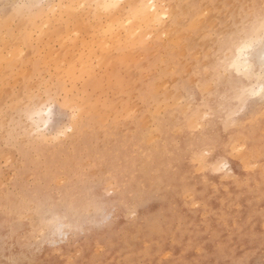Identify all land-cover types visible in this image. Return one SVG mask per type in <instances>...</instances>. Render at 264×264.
<instances>
[{
    "label": "rangeland",
    "instance_id": "rangeland-1",
    "mask_svg": "<svg viewBox=\"0 0 264 264\" xmlns=\"http://www.w3.org/2000/svg\"><path fill=\"white\" fill-rule=\"evenodd\" d=\"M153 1L0 0V264H264V0Z\"/></svg>",
    "mask_w": 264,
    "mask_h": 264
},
{
    "label": "bare ground",
    "instance_id": "bare-ground-1",
    "mask_svg": "<svg viewBox=\"0 0 264 264\" xmlns=\"http://www.w3.org/2000/svg\"><path fill=\"white\" fill-rule=\"evenodd\" d=\"M149 4H148V6H147V8L145 9V5H143V3H142V7L143 8H141V9H143L144 11H141V13H142V15H141V17L143 16V17H145V18H147V20H151V21H149V23H152V25H153V22H155L154 21V19L155 20H157V18L159 17L158 15V8L156 7L157 5H155V3H154V1L153 0H149V2H148ZM157 4V3H156ZM141 7V6H140ZM145 10H146V12H145ZM143 12H145V15H143ZM140 14V13H139ZM135 16H137L138 18H136ZM134 17H135V19H134V23H137L138 21V19L139 18H141V17H139L138 15H135ZM130 17V16H129ZM143 17H142V19H143ZM133 18V17H132ZM144 18V19H145ZM140 20V23H141V21H143V20ZM153 20V21H152ZM122 22H123V20H122ZM146 23V22H145ZM148 23V22H147ZM146 23V24H147ZM118 24H120V23H118ZM146 24H144V25H146ZM122 25V24H121ZM133 25H135V24H133ZM139 25H141V24H139ZM143 25V24H142ZM143 25V26H144ZM148 25V24H147ZM123 26V25H122ZM122 26H120V29H122ZM125 26V25H124ZM127 26V25H126ZM129 26V25H128ZM131 27H129L128 29H126V34L127 35H130L131 33H134V30H135V32H136V28L135 29H133V27H132V25H130ZM136 26V25H135ZM151 26V25H150ZM149 27V26H148ZM144 29V28H143ZM109 30H110V28H109ZM95 41V40H94ZM107 41V40H106ZM107 42H105L104 41V39L102 38V39H100L99 41H98V44H99V47L102 49V50H104V48H106L107 47V44H106ZM243 43V42H242ZM244 43H246V42H244ZM243 43V44H244ZM233 46V45H232ZM240 47V46H239ZM91 49V48H90ZM238 50V49H237ZM239 53V52H238ZM238 53L236 54V55H238ZM243 54V53H242ZM240 56V55H239ZM243 56V55H242ZM245 56V55H244ZM77 57H79V56H77ZM237 57V56H236ZM236 57H235V59H236ZM238 58V57H237ZM240 58H243V57H240ZM241 60V59H237V62H239V61ZM90 62V61H89ZM241 62V61H240ZM239 62V63H240ZM84 63V62H83ZM83 63H81V65L83 64ZM238 63V64H239ZM85 64V63H84ZM234 64H236V62L234 61ZM87 65H88V63H87ZM86 65V66H87ZM237 65V64H236ZM238 66V65H237ZM91 67V66H90ZM90 69V68H89ZM146 84H148V83H146ZM100 88V87H99ZM88 132V131H87ZM117 132V131H116ZM118 132H119V130H118ZM94 134V133H93ZM81 139V138H80ZM72 141H74V140H72ZM77 142V141H76ZM102 144V143H101ZM101 146V145H100ZM93 152V151H92Z\"/></svg>",
    "mask_w": 264,
    "mask_h": 264
}]
</instances>
